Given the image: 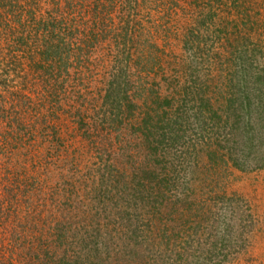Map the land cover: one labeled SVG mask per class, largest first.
Returning a JSON list of instances; mask_svg holds the SVG:
<instances>
[{
    "label": "trees",
    "instance_id": "1",
    "mask_svg": "<svg viewBox=\"0 0 264 264\" xmlns=\"http://www.w3.org/2000/svg\"><path fill=\"white\" fill-rule=\"evenodd\" d=\"M20 1L0 0V11L3 10L0 12V24H6V19L14 16V21L20 26H13L11 22L6 24V31L0 30V43L4 42L0 51L1 62L9 67L18 63L19 67L22 61H27L29 69L35 70L33 72L43 71L40 80L45 83L49 93L47 101L62 104V97L67 95V77L71 75L73 62L81 61L85 51L86 55H90L92 48L98 50L103 43L104 47H108L110 60L107 63L111 70L105 82L102 104L87 102L92 113L87 108L88 113L82 114L83 108L78 105L79 100L74 94L78 90L73 91L68 100L72 111L69 110L68 114L73 116L74 110L76 119L82 122L86 121L85 117L90 119L87 124L90 127L93 125L96 133L99 132L94 124L97 121L108 125L106 133L109 135L114 128L119 132L129 126L134 132L135 141L142 142L146 151L145 162L138 164V161L131 168L117 160H114L116 164L112 159L101 160L100 167L104 164L110 173L112 169L115 170V185H106L105 173L96 175L92 180L95 189L88 186L83 195L86 194L92 202L88 201L86 205L84 200L79 201L80 206L74 205L76 210L73 214L69 213L70 217L61 216L54 223L55 234L40 240L38 244L32 242L33 263L185 264L187 257L192 258V264H224L229 254L227 252L226 256L223 248L233 247L234 236L243 235L242 231L240 234L238 231L242 229L244 217L242 213L239 214L237 234L233 232L234 235L229 238L224 235L212 238V245L209 246L207 242L201 247L203 251L193 245L185 247L183 240H187V235L195 229L197 233L203 221L213 218L205 219V214L211 211L198 205V198L190 188L178 187L190 174H180L175 161L180 157L178 152L182 153L180 149L188 154L191 144L187 136L192 127L197 135L204 137L205 144L200 150L207 153L212 165L224 162L247 169L250 159L253 163L257 161V156L264 157V41L253 35L258 27L251 14L253 8H245L243 16L235 21L223 18L217 33L212 28L214 5L206 15L210 24L208 30L213 35L224 34L225 45L232 47L234 42L229 35L235 37L236 47L232 55H250L247 60L233 64V57L223 59L222 56L221 74L212 73L203 80L200 74H195L193 83H182V77H166L164 80L168 84L164 86L158 80L152 82L147 96L145 81H154V71L157 65H162L166 50L154 41L153 36L148 43L139 40V20L132 12L120 24L115 23L116 15L121 13L119 3L123 1L24 0L23 5L27 7L22 6L17 12L15 6ZM124 2L132 6L133 0ZM43 8L45 10L41 11ZM108 17L113 20L112 26L107 25ZM196 59L195 56V62ZM85 61L88 67L91 58L87 57ZM137 73L139 77L144 75L146 80L135 88ZM183 75L187 78L186 73ZM61 91L64 95L60 94ZM3 93L17 98L11 104ZM54 94L60 95L56 100L49 98ZM17 101L21 103V98L17 92L12 93L9 85L0 88V119L4 123L8 121L12 107L17 109L22 105L15 104ZM188 103L196 104L189 107ZM93 111L95 114L91 118ZM35 119L40 121L42 112ZM1 120L0 123H3ZM23 123H18L19 127L10 124L17 132L11 143L18 145L22 140L23 127H20ZM32 124L38 123H31L30 126ZM82 133L89 135L87 126L82 128ZM206 135H210L209 138ZM2 139L8 141L7 137ZM128 141L123 139L122 147L133 143ZM107 152L110 153L109 148ZM77 182L78 185L76 180L65 185L64 194L71 205L74 204L72 200L81 195L77 188L80 186L79 189H82L80 179ZM92 193H96L93 200L90 199ZM94 204L95 207H92ZM78 214L80 220L75 219ZM169 217L177 225L170 224ZM162 230L170 236L166 238L168 240L158 238L157 232ZM235 240L237 242L238 238ZM171 245L174 247L171 248ZM158 247H164L159 251L167 256L162 262L156 258ZM191 248L192 251H189ZM0 264L8 263L0 259Z\"/></svg>",
    "mask_w": 264,
    "mask_h": 264
},
{
    "label": "rangeland",
    "instance_id": "2",
    "mask_svg": "<svg viewBox=\"0 0 264 264\" xmlns=\"http://www.w3.org/2000/svg\"><path fill=\"white\" fill-rule=\"evenodd\" d=\"M121 1H123L119 3L121 13L116 15L115 23L120 24L129 12H132L139 20L138 32L141 36L139 40L148 43L153 36L154 41L166 50L165 59L163 58L160 65L162 67L157 65L154 71L156 74L154 81L146 80L144 75L139 77L138 73L134 78L135 88L141 81L146 80L144 89H147V96L150 85L157 80L164 86L168 84L164 80L166 77L168 79L182 77L180 78L182 83L186 81L193 83L192 77L194 78L195 74H200L202 80L212 73L221 74L222 60L225 58L233 57V64L247 60L250 55L243 54L239 57L232 55L236 47L235 37L229 35V39L234 42L232 47L230 44L225 45L224 34H216L219 26H222L223 18L235 21L243 16L245 8L251 6L253 8L251 14L258 23L257 31L253 35L257 39L261 37L264 41V0H133L132 6L124 0ZM23 4L24 0H21L18 6H15L17 12H20L19 8L22 6L27 7ZM212 5L215 14L212 28L217 30L214 35L208 30L210 24L206 19ZM43 10L45 9L41 11ZM111 10L110 7L109 11ZM12 17L6 19V24L12 22L13 26H19L14 21L16 17ZM112 22L111 17H108L107 25L112 26ZM6 24H0V30L6 31ZM247 27L248 31L249 26ZM2 44L4 42L0 43V51L4 47ZM102 44L98 50L92 48L90 55H86L85 51L81 61L73 62L74 67L70 68L71 75L67 77V95L62 97V104L58 101L53 103L47 101L46 96L49 93L45 89V83L40 80L43 71L33 72L35 70L29 69L27 61H22L23 64L19 67L18 63L9 67L0 60V88L9 85L12 93L17 92L21 98V103L17 101L15 104H22L17 109L11 106L13 110L10 115L8 114L7 122L4 123V120L0 119L3 122L0 123V259L8 264H34L32 242L38 244L40 240L55 234L54 223L61 216L70 217L69 213L73 214L75 206H80L81 201L84 200L86 205L92 202L88 200L86 194L83 195L87 192L85 189L88 186H93L92 190L95 189L92 180L96 175L102 176L105 173L106 185H115L117 180L115 170L112 169L110 173L104 164L100 167L101 160L112 159L115 164L117 162L114 160H117L128 168L136 165L138 161V164L145 162L144 144L135 141L134 132L129 126H125V129L119 132L114 128L109 135L106 133L108 125L97 121L94 124L99 132L96 133L94 126L90 127V124H87L90 123V119L85 117V122L76 119L74 110L73 116L68 114L69 110L72 111L68 100L71 99L73 91L78 90L74 94L77 101L79 100L78 105L83 108L82 114L88 113V110H85L90 108L86 105L87 102L102 104L105 82L111 70L110 64L107 63L110 60L108 47ZM87 57L91 58L88 67L85 61ZM183 73L187 74V78ZM10 95L6 97L12 104L17 97L10 98ZM59 95H50L49 98L56 100ZM195 104L188 103V106L192 107ZM41 112L42 121L37 122L35 117ZM89 112L92 113L90 109ZM94 114L93 111L91 118ZM16 118L17 121H14ZM20 122H24L20 127V129L23 127L22 140L16 145L11 142H14L12 138L17 132L10 124L19 127ZM31 123L38 124L30 126ZM86 126L89 130L88 136L82 133V128ZM9 131L11 132L8 133ZM188 134L187 139L191 144L188 154L180 149L182 153L178 152L180 157L176 158L175 164L180 168V174L190 175L178 187L190 188L198 198V205L211 211L209 212L211 215L205 214V219H213L203 221V224L199 223V231L196 233L195 229L187 235V240H183L185 247L195 246L196 249L200 248L203 251L201 247H204V244L209 242V246L212 245V238L220 235L229 238L234 235L233 232L237 234L239 214L242 213L245 221L238 234L242 231L243 235L234 236L233 247L223 248L224 254L226 256L227 252L229 254L224 264H264V157L257 156V161H252L253 163L250 159L247 169H240L232 163L221 161L213 166L208 160L207 153L200 150L205 144L204 137L197 135L194 127ZM209 136L206 135L207 138ZM3 137H7L8 141H4ZM123 139L133 143H127L124 148ZM197 156L199 157L195 158ZM100 168L102 169L99 170ZM78 179L82 185L81 190L80 186H77L81 195L74 198L72 200L74 204L71 205L64 194L65 185L74 180L78 185ZM95 195L96 193H92L90 199L93 200ZM92 207H95V204ZM75 219L80 220V215L78 214ZM169 220L170 224L175 223L171 217ZM145 229L147 230L146 227ZM162 232L164 231L157 232L158 238L162 241L168 240L166 238L170 236ZM173 247L171 245V248ZM160 248L164 247L156 248V258L162 262L167 256L160 253ZM189 251H192V248ZM170 254L174 255L171 251ZM185 259L188 260L185 264L193 263L192 258Z\"/></svg>",
    "mask_w": 264,
    "mask_h": 264
}]
</instances>
